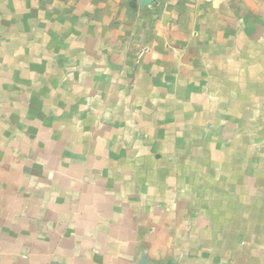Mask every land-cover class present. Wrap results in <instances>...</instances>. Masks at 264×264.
Returning a JSON list of instances; mask_svg holds the SVG:
<instances>
[{"label": "crops", "instance_id": "1", "mask_svg": "<svg viewBox=\"0 0 264 264\" xmlns=\"http://www.w3.org/2000/svg\"><path fill=\"white\" fill-rule=\"evenodd\" d=\"M255 78L264 0H0V264H264Z\"/></svg>", "mask_w": 264, "mask_h": 264}, {"label": "rangeland", "instance_id": "2", "mask_svg": "<svg viewBox=\"0 0 264 264\" xmlns=\"http://www.w3.org/2000/svg\"><path fill=\"white\" fill-rule=\"evenodd\" d=\"M230 78H224V84H231ZM198 82L203 85L212 84V86H223L221 85V78H213L211 80L198 78ZM246 81V80H245ZM253 85L250 87L246 82L240 79L238 94L239 102H247L249 99H254L255 109L250 111L249 116L243 112L242 108L240 110L239 124L229 123L228 113L224 110V115L222 117V124L213 125L211 136L220 135L223 137V141H218V147L221 144L224 149H236L239 148L243 152L241 158L242 163H247L251 160L252 154L255 156L264 154V83L263 78H255ZM225 87V85L223 86ZM249 88L253 89V93L246 92ZM224 91L226 89L223 88ZM211 100H221L225 102L230 100L229 93L225 92H213L208 94ZM198 99V98H197ZM245 104V103H244ZM220 120V119H219ZM250 120L252 123L248 124L247 121ZM219 122V121H218ZM209 128V127H208ZM210 130V128H209ZM215 143V141L213 142ZM249 154L250 156H248ZM248 156V157H247Z\"/></svg>", "mask_w": 264, "mask_h": 264}]
</instances>
